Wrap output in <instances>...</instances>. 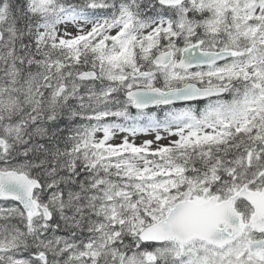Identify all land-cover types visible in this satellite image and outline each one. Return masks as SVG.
I'll return each mask as SVG.
<instances>
[{"label": "snow or ice", "instance_id": "1", "mask_svg": "<svg viewBox=\"0 0 264 264\" xmlns=\"http://www.w3.org/2000/svg\"><path fill=\"white\" fill-rule=\"evenodd\" d=\"M0 264H264V0H0Z\"/></svg>", "mask_w": 264, "mask_h": 264}]
</instances>
